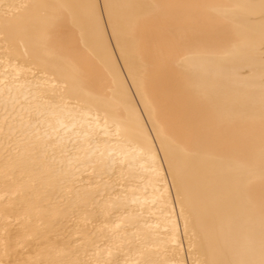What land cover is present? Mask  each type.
Segmentation results:
<instances>
[{
    "label": "bare ground",
    "instance_id": "bare-ground-1",
    "mask_svg": "<svg viewBox=\"0 0 264 264\" xmlns=\"http://www.w3.org/2000/svg\"><path fill=\"white\" fill-rule=\"evenodd\" d=\"M0 264H264V0H0Z\"/></svg>",
    "mask_w": 264,
    "mask_h": 264
},
{
    "label": "rangeland",
    "instance_id": "rangeland-1",
    "mask_svg": "<svg viewBox=\"0 0 264 264\" xmlns=\"http://www.w3.org/2000/svg\"><path fill=\"white\" fill-rule=\"evenodd\" d=\"M183 250H184V252L186 253V251H185V249H184V248H183ZM185 253H184V254H185Z\"/></svg>",
    "mask_w": 264,
    "mask_h": 264
}]
</instances>
